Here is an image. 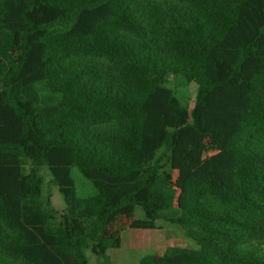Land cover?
<instances>
[{"label": "trees", "instance_id": "1", "mask_svg": "<svg viewBox=\"0 0 264 264\" xmlns=\"http://www.w3.org/2000/svg\"><path fill=\"white\" fill-rule=\"evenodd\" d=\"M159 220L138 264H264V0H0V264H111Z\"/></svg>", "mask_w": 264, "mask_h": 264}, {"label": "rangeland", "instance_id": "2", "mask_svg": "<svg viewBox=\"0 0 264 264\" xmlns=\"http://www.w3.org/2000/svg\"><path fill=\"white\" fill-rule=\"evenodd\" d=\"M170 85L184 104L193 105L197 87L194 84H187L179 76L170 77ZM44 102H51L43 97ZM41 176L44 180V193L52 196L54 207L58 211L65 208L63 196L52 183V176L46 168L41 169ZM72 177L76 184L77 195L80 198L88 197L95 194V189L91 183L80 173L77 168H73ZM136 217L143 219L144 213L141 208L136 211ZM181 236L183 230L163 220L157 221L155 230H138L127 229L122 236V244L118 249H110L111 264H138L139 260L156 250L157 247L166 239L167 235ZM90 264H102V259L93 254L90 250L85 251Z\"/></svg>", "mask_w": 264, "mask_h": 264}]
</instances>
